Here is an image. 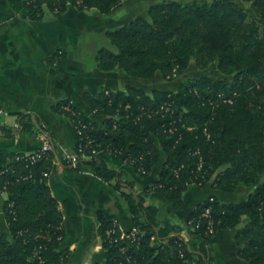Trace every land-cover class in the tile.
Returning a JSON list of instances; mask_svg holds the SVG:
<instances>
[{
    "label": "trees",
    "instance_id": "obj_1",
    "mask_svg": "<svg viewBox=\"0 0 264 264\" xmlns=\"http://www.w3.org/2000/svg\"><path fill=\"white\" fill-rule=\"evenodd\" d=\"M122 1L26 0L25 8L33 19L41 18L46 9L61 15L68 5L110 14ZM241 1L251 3L261 22L235 0H161L147 15L98 35L97 66L103 71L119 68L146 79L160 73L171 80L194 60L201 70L215 63L222 76L189 79L175 90L128 85L116 91L104 88L98 95L85 92L83 101L90 112L105 116L102 124L69 99L57 103L55 108L71 119L74 129L86 125L84 135L94 139L98 152L123 155L141 176L149 175L164 155L159 179L145 194H161L177 210L183 209L191 184L210 182L227 193L241 185L253 188L245 200L209 198L197 204L185 222L192 223L189 240L181 235L184 227L161 226L157 208L147 205L144 195L124 191L138 228L136 238H121L100 210L105 260L90 264H212L209 240L219 230L240 225L235 236L239 256L247 264H264V0ZM63 55L57 52L53 62L60 63ZM21 117L22 131H31L33 119L28 114ZM84 142L85 138L77 139L70 151L76 152ZM57 159L71 167L55 146L34 164L25 153H13L0 168V190L7 194V230L0 223V264L68 262L70 249L62 246L63 213L48 184ZM82 161L71 168L78 169ZM87 163L106 181L121 177L96 156ZM207 207L215 226L212 235L206 234L207 220L201 218Z\"/></svg>",
    "mask_w": 264,
    "mask_h": 264
},
{
    "label": "crops",
    "instance_id": "obj_2",
    "mask_svg": "<svg viewBox=\"0 0 264 264\" xmlns=\"http://www.w3.org/2000/svg\"><path fill=\"white\" fill-rule=\"evenodd\" d=\"M25 1L0 0V168L13 153L30 154L40 149L45 135L61 153L64 149L74 148L77 136L71 119L55 108L60 100H71L87 110L96 123L102 124L105 116L90 112L83 101L84 93L98 95L104 88L116 91L128 85L139 86L137 77L127 75L122 69L100 70L97 45L89 42L87 35L89 32L102 34L138 15H147L148 8L154 4L146 5L142 11L139 9L140 0H123L110 14H102L96 8L79 10L68 5L61 15L46 9L41 18L33 19L27 14ZM59 50L64 57L55 64L53 59ZM88 55L93 56L91 63ZM139 87L149 91L148 87ZM23 114L33 119L31 131H22L20 127ZM96 158L118 171L121 177L104 180L87 163L91 158H86L78 169L55 160L48 178L63 213L66 235L62 246L70 249L69 260L78 248L92 247L88 249L89 255L83 259V264L105 260L97 216L100 210L109 220L126 229L134 225L124 191H131L135 196L144 195L146 204L157 208V220L161 226L172 224L183 228L197 204L209 198L222 202L241 201L253 190L241 185L234 192L227 193L213 188L210 182L203 186L191 184L184 193L183 209L177 210L163 195L145 194L146 188L159 179L164 155L147 176H141L123 155L114 157L100 151ZM119 180L121 188L117 187ZM6 198L7 194L0 190L3 230H7L3 212ZM241 227L219 230L209 240L206 248L212 264H247L239 256L235 241ZM90 257L94 259L89 262Z\"/></svg>",
    "mask_w": 264,
    "mask_h": 264
},
{
    "label": "rangeland",
    "instance_id": "obj_3",
    "mask_svg": "<svg viewBox=\"0 0 264 264\" xmlns=\"http://www.w3.org/2000/svg\"><path fill=\"white\" fill-rule=\"evenodd\" d=\"M160 0H140V7L139 9H144L146 5H150L153 3H156ZM182 2H188L190 0H179ZM192 1H199V2H203V1H210V0H192ZM237 2H239V4L249 12L250 16L254 19H256L257 21L261 22V20H259L256 16V14L254 13V11L251 8V3H246L243 2L241 0H235ZM191 2V1H190ZM143 11V10H142ZM99 35V34H98ZM97 34L96 35H92L90 32L87 35V39L89 40V42H93L94 44H98V42L100 41V38ZM88 59H89V63L92 62L93 56L88 55ZM203 75H214V76H222V74L219 72V70L216 67V64L213 63L211 64L208 68L201 70L198 69L195 66V62L194 60H192L190 62V66L188 67L187 70H185L182 74L175 76L174 79L168 80L164 77L160 76V73L157 74L155 77L153 78H135L137 80V85L139 86H145L148 87V90H152L154 88H159V89H168V90H175L177 89V87L184 81L189 80V79H196L200 76ZM238 199V198H236ZM88 249H92L91 248H83L80 247L78 248L71 256L69 262L67 264H83L84 262L83 259H86L88 257ZM93 258H88V261H93Z\"/></svg>",
    "mask_w": 264,
    "mask_h": 264
},
{
    "label": "built area",
    "instance_id": "obj_4",
    "mask_svg": "<svg viewBox=\"0 0 264 264\" xmlns=\"http://www.w3.org/2000/svg\"><path fill=\"white\" fill-rule=\"evenodd\" d=\"M59 53H62V51H59ZM84 128H86L85 124H79L75 127L77 139L83 140L85 138V142L79 144L78 150L75 152V151H70V150L64 149L62 152L64 157L70 162V166L74 167V168L77 167V165L81 159L92 158L94 156H97L99 153L95 147L94 139L89 137V136L84 135V131H83ZM54 150H55L54 143L50 140V138L47 135H45L43 146L40 149H38V150H36L30 154H26V155L29 156L30 163L34 164L37 160L42 158L43 153L51 152ZM142 172L145 173L144 170H142ZM201 218L207 220V232H206V234L207 235L214 234L215 226H214L213 218L211 216L210 207H207L203 211V213L201 214ZM113 223H114L115 227H117L116 231H118L120 233L121 238L127 237V238H132L133 240L136 238V234L138 233L137 227L132 226L130 229H126L124 226H122L118 222H113ZM190 226H192L191 222H189V225H186L184 227V229L181 231V235L185 240L190 239V236L188 233ZM197 227H199V223L194 226L195 229Z\"/></svg>",
    "mask_w": 264,
    "mask_h": 264
}]
</instances>
